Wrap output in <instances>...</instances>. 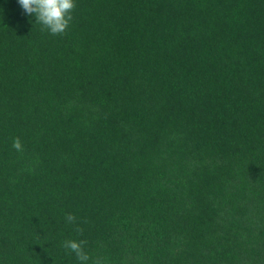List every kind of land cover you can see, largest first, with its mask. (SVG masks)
Listing matches in <instances>:
<instances>
[{
	"label": "trees",
	"instance_id": "1",
	"mask_svg": "<svg viewBox=\"0 0 264 264\" xmlns=\"http://www.w3.org/2000/svg\"><path fill=\"white\" fill-rule=\"evenodd\" d=\"M75 4L0 0V264H264V0Z\"/></svg>",
	"mask_w": 264,
	"mask_h": 264
},
{
	"label": "clouds",
	"instance_id": "2",
	"mask_svg": "<svg viewBox=\"0 0 264 264\" xmlns=\"http://www.w3.org/2000/svg\"><path fill=\"white\" fill-rule=\"evenodd\" d=\"M23 12L29 16H35L36 23L43 26L52 35L66 34L67 29L73 20V11L76 8L75 0H18ZM13 148L20 152L23 151V145L19 137L13 140ZM70 224L77 223V217L74 214H68L65 217ZM75 231L83 235V228L77 226ZM87 240H66L63 247L74 253L81 264H87L90 256L84 251V245ZM93 264H102L97 258Z\"/></svg>",
	"mask_w": 264,
	"mask_h": 264
}]
</instances>
